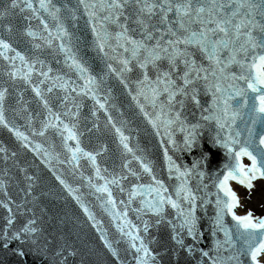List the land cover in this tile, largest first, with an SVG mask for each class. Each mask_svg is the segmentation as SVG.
<instances>
[{
  "label": "snow or ice",
  "instance_id": "snow-or-ice-1",
  "mask_svg": "<svg viewBox=\"0 0 264 264\" xmlns=\"http://www.w3.org/2000/svg\"><path fill=\"white\" fill-rule=\"evenodd\" d=\"M78 2L83 7L91 28L92 47L106 64L107 73L115 74L125 88H130L125 74L133 71V62L139 69L141 75L135 80L137 92L133 99L143 95L145 100H150L154 108L159 105L160 111L156 113L154 119L145 112V116L149 117V123L157 129V135L160 134L159 129L162 125L168 137L167 143L172 145L173 149L191 151L196 146L199 131L204 125L199 120L189 124L182 118L181 111L189 97L195 102L196 107H201L198 92L199 86L202 85L211 99L208 106L201 109L200 120L214 122L217 132L210 139L215 146L225 149L228 156L223 168L213 174L209 184H204L203 177L206 173L200 169V165L207 163L206 153L197 158L190 167L184 166L182 170L166 149L164 161L169 175L171 177L174 170L176 179L180 181L172 190L174 195L164 181L157 178L151 162L142 161L140 168L151 177V182L133 183L127 200L119 202L123 205V211H120L110 185H119L123 177L113 176L112 179H108L101 175V170L97 167V157L81 148L78 134L73 130L76 125L73 123L70 127L61 120L59 114H56L55 119L63 125V132L67 133L63 139L64 148L71 154L69 163L78 161L80 155L87 157L96 169L95 175L103 181L95 184L88 178L91 187L97 193L107 194L106 202L102 196H98L97 199L101 200V206L112 218L116 229L127 244L126 253L131 256L129 264L133 261L134 264H158L157 254L147 242L152 224L143 218L144 215L155 216V224L158 226L165 220L166 208L170 207L175 213L174 220H167L172 229V240L183 247L184 241L180 238L182 233L186 232L193 240L197 239V209L212 202L208 199L212 195H215L213 235H216L217 231L224 233L227 238L225 243L228 255L220 254L222 245L216 240L217 254L213 256L209 251L201 249V256L208 257L210 264H264V214L256 216L252 210L237 214L236 209L243 205V201L236 187L230 185V181H234L237 186H243L247 190L244 195L250 202L253 195H258L257 203L264 213V0H99L98 3L78 0ZM130 6H134L131 13L128 12ZM16 8H19L21 13L30 10L34 16L38 13L33 0H10V3L0 9V18L9 15L11 10ZM39 9L56 22L55 29L50 31L48 23L40 19V24L47 33L40 38L47 46L53 48L54 52L58 50L63 55V63L68 71H74L78 81L83 83H78L67 74H61L59 70L53 74V68L46 66L45 60L35 55L30 56L27 51L17 50L9 40L2 37L0 57L6 62V66L0 70V74L14 83L19 78L26 85L31 84L32 91L37 97L42 98L41 85L47 83L49 93L54 88H60L65 93L91 95L100 108H104L105 105L96 95L99 89L97 77L91 74L89 67L73 50L72 36L59 17L60 8L52 5L50 0H39ZM72 19H76L75 13ZM110 26H114L115 30ZM26 35L35 37L37 33L28 29ZM54 39L59 41L58 48L54 45ZM33 48L40 49L41 44L36 43ZM9 52L14 55H9ZM222 53H227V56H222ZM197 54L208 62L207 65L198 61ZM113 61H118L120 67H115ZM165 61L167 67H162ZM56 63L59 65L60 60L57 59ZM36 65H39V68ZM231 66H237L239 71H232ZM151 73L155 74L154 79ZM33 76L38 79V83L33 82ZM100 79H103V76ZM177 80L180 83H177ZM162 93L166 94V103L157 100ZM5 96L6 90L0 86V125L8 128L24 142V147H28L27 136L10 127L5 120L3 110ZM177 96L180 97L179 100L176 99ZM63 100L68 101L69 95H64ZM43 103L51 112L47 100ZM176 104L179 105L178 109L174 107ZM79 107L77 104V110ZM140 107L141 111H144L143 105ZM65 115L75 116L76 112L69 110ZM45 119L47 120V117ZM109 121L111 122V117ZM175 123H179L180 130L185 133L182 147L173 140L172 132L169 131L170 126ZM59 124L56 127H59ZM49 126L50 122L44 123L40 134L43 135V129ZM116 132L125 151L133 152L126 143L127 137L119 128H116ZM68 141H76V146H70ZM39 148L40 145H36L33 150ZM45 155L48 156L47 153ZM243 157H246L249 163H243ZM134 158L141 160V157ZM191 174L201 178L195 190L189 186L186 179ZM131 175L139 180V175L135 171H132ZM182 177L185 179H181ZM26 179L31 181L32 178ZM56 179L64 185L87 219L92 222V226L100 232L99 238L103 241L104 247L117 258L119 264H125L90 209L59 175H56ZM210 186L216 190L214 193L208 190ZM3 187V181H0V188ZM120 191L125 193L126 189L120 187ZM4 195L7 197V192ZM137 197L139 206L131 207L134 198ZM0 207L7 210L3 218V233L0 235L2 246L8 249L13 241L38 245L36 236L40 229L36 226V220L28 219L19 229L11 231L16 218L13 204L7 199L0 201ZM15 207L19 211L22 205ZM130 211L141 221L143 235L141 225L129 219ZM225 217H230L234 222V234L226 228ZM70 247L71 245L65 243V250ZM187 250L192 252V246L189 245ZM18 254L24 255L23 251H19Z\"/></svg>",
  "mask_w": 264,
  "mask_h": 264
},
{
  "label": "water",
  "instance_id": "water-1",
  "mask_svg": "<svg viewBox=\"0 0 264 264\" xmlns=\"http://www.w3.org/2000/svg\"><path fill=\"white\" fill-rule=\"evenodd\" d=\"M89 2L98 3L99 0H89ZM8 3L10 0H0V9ZM33 3L38 9L35 16L30 10L21 13L19 8H16L11 10L9 15L0 18V37L9 40L17 50L27 51L28 55H35L45 60L46 66L53 68V74L59 70L61 74H67L73 80L78 81L75 72H69L67 66L64 65L63 55L58 50L54 52L53 48L47 46L40 38L41 35H47L43 25L40 24V19L48 23L50 31L55 29L56 22L42 9H39V0H33ZM50 3L60 8L59 17L72 36L73 50L89 67L91 74L97 77L99 89L96 95L105 107L100 108L91 95L85 96L76 92L65 93L60 88H54L49 93L47 83L41 85L42 98L37 97L32 91L31 84L26 85L19 78L14 83L0 74V86L6 90L3 103L5 120L10 127L18 129L27 136L26 142L29 145L24 147V142L20 141L8 128L0 125V149H3L0 151V181L4 184V187L0 188V201L10 199L13 204L16 218L11 231L19 229L28 219H35L36 226L40 229L36 236L39 241L38 245H33L31 242L13 241L9 248L5 249L0 241V264H65V262L66 264H119L117 258L104 247L103 241L99 238L100 232L92 226V222L87 219L64 185L59 183L56 175H59L74 190V194L81 198L95 219L100 222L101 230L107 234L113 247L118 250L121 260L129 264L131 256L126 253L127 244L116 229L112 218L101 206V200L97 199L98 196H102L106 202L107 194L97 193L91 187L88 178H91V182L95 184L103 183V181L95 175L96 169L87 157L80 155L78 161L69 163L71 154L64 148L63 139L67 133L63 132V125L59 124L55 116L59 114L61 120L70 127L73 123L76 125L73 130L78 134L80 146L84 151L92 152L97 157V167L100 168L101 175L108 179H112L113 176L123 177L119 185H110L117 208L123 211V205L119 202L127 200L131 185L151 182V177L140 168L142 161L151 162L155 175L164 181L170 192L180 183L176 179L174 170L171 177L169 175L164 161L166 149L182 170L184 166L190 167L197 158L206 153L208 161L200 165V169L206 173L203 177L204 184H209L213 174L223 168L228 161L226 150L215 146L210 139L216 135L215 124L200 120L201 109L208 106L211 97L200 85L198 100L201 107H196L190 97L185 100V108L181 111L182 118L186 119L189 124L199 120L204 126L199 131V139L191 151L173 149L172 145L167 143L168 137L165 135L164 127L161 125L160 134L157 135V129L149 123V117L154 119L156 113L160 111L159 105L154 108L150 100H145L143 95L133 99V95L137 92L135 80L141 75L134 62L133 71L125 74L130 88H125L120 83V78L115 74L107 73L106 64L93 49L91 28L78 0H50ZM133 7H129V13L133 11ZM73 13L76 15L75 20L72 19ZM26 17H31V19H26ZM130 26L134 27V25ZM110 28L115 30L114 26ZM28 29L35 31L37 36H27L26 30ZM36 43L41 44L40 49L33 48ZM54 45L58 48L59 41L54 39ZM8 54L14 55L11 52ZM222 56L226 57L227 53H222ZM57 59L60 60L59 65L56 63ZM197 59L205 65L208 63L199 54H197ZM113 64L117 68L120 67L118 61H113ZM5 66L6 62L0 57V70H3ZM36 67L39 68V65ZM162 67H167L166 61ZM231 70L239 71L237 66H231ZM151 75L154 79L155 74L151 73ZM101 76L103 79H100ZM32 79L34 83H38L35 76ZM78 83L82 84L83 81H78ZM177 83L180 81L177 80ZM64 95H69L68 101L63 100ZM176 99L179 100L180 97L177 96ZM44 100H47L51 112L44 107ZM157 100L166 103V94L162 93ZM77 104L80 105L78 110ZM141 105L144 111H141ZM174 107L178 109L179 105L176 104ZM69 110L76 112V115L66 116L65 112ZM145 112L149 114V117L145 116ZM109 117H111V122ZM49 122L50 126L43 129V135H41L43 124ZM58 124L59 127H56ZM116 128H119L127 137L126 143L133 149V152H126L120 144ZM180 128V124L175 123L170 126L169 131L172 132L173 140L182 147L185 133ZM68 143L72 147L76 146V141H68ZM36 145H40V148L34 151ZM134 157H141V160ZM126 163L127 167H125ZM132 171L138 173L139 180L131 175ZM26 177H31V181ZM186 179L193 190L197 189L201 181L196 174H191ZM29 184H31V189H29ZM120 187H124L126 192L122 193ZM208 190L213 193L216 191L211 186ZM5 192H7V197L4 195ZM172 194L174 195V192ZM208 199L212 202L197 209V239L193 240L187 236L186 232L182 233L180 238L184 241L183 247L172 240V229L167 220H174L175 213L170 207L166 208L165 220L158 226L155 224V216L144 215L143 218L148 219L152 224L147 242L157 254L158 264H210L208 257L201 256L200 250L209 251L215 256L217 254L216 240H219L222 245L220 254L228 255L225 243L227 238L224 233L217 231L216 235H213L215 195ZM15 205H22V207L17 211ZM138 206L139 197L134 198L131 207ZM6 214L7 210L0 207V235L3 233V218ZM129 219L141 225V235H143L142 224L136 214L130 211ZM233 224L230 217H225L226 228L234 234ZM65 243L71 247L65 250ZM189 245L193 248L192 252L187 250ZM19 251H23L24 255H19Z\"/></svg>",
  "mask_w": 264,
  "mask_h": 264
},
{
  "label": "bare ground",
  "instance_id": "bare-ground-1",
  "mask_svg": "<svg viewBox=\"0 0 264 264\" xmlns=\"http://www.w3.org/2000/svg\"><path fill=\"white\" fill-rule=\"evenodd\" d=\"M243 162H245V164L249 163V161L246 159H244ZM230 185L236 187L238 195L243 201V205L236 209L237 214H244L247 210H252L254 212L255 206H259L257 203L258 196L253 195L252 200L250 202L248 198L244 195L247 190L244 189L243 186H237L236 182L234 181H230ZM256 216H260V214L257 213Z\"/></svg>",
  "mask_w": 264,
  "mask_h": 264
},
{
  "label": "rangeland",
  "instance_id": "rangeland-1",
  "mask_svg": "<svg viewBox=\"0 0 264 264\" xmlns=\"http://www.w3.org/2000/svg\"><path fill=\"white\" fill-rule=\"evenodd\" d=\"M255 196H258V195H255ZM254 210H255V211H254V214H255V215H257V213L260 214V215H261V214H264V213H262V210L260 209L259 206H255Z\"/></svg>",
  "mask_w": 264,
  "mask_h": 264
}]
</instances>
